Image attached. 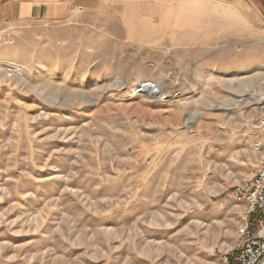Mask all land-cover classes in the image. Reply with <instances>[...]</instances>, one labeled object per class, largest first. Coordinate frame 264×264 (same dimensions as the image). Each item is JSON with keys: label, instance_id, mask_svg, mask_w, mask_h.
I'll use <instances>...</instances> for the list:
<instances>
[{"label": "rangeland", "instance_id": "rangeland-1", "mask_svg": "<svg viewBox=\"0 0 264 264\" xmlns=\"http://www.w3.org/2000/svg\"><path fill=\"white\" fill-rule=\"evenodd\" d=\"M74 11L0 25V264H222L264 101L216 105L263 87L264 23L222 0Z\"/></svg>", "mask_w": 264, "mask_h": 264}, {"label": "built area", "instance_id": "built-area-1", "mask_svg": "<svg viewBox=\"0 0 264 264\" xmlns=\"http://www.w3.org/2000/svg\"><path fill=\"white\" fill-rule=\"evenodd\" d=\"M254 155L256 171L251 178L235 185L231 198L244 202L238 242L221 255L222 264H264V116L247 133Z\"/></svg>", "mask_w": 264, "mask_h": 264}, {"label": "crops", "instance_id": "crops-1", "mask_svg": "<svg viewBox=\"0 0 264 264\" xmlns=\"http://www.w3.org/2000/svg\"><path fill=\"white\" fill-rule=\"evenodd\" d=\"M126 0H0V25L30 19L59 21L71 15L75 8L82 7L88 12L100 11L110 2ZM208 5L212 0H198ZM241 13L251 15L257 22L264 23V0H222Z\"/></svg>", "mask_w": 264, "mask_h": 264}, {"label": "bare ground", "instance_id": "bare-ground-1", "mask_svg": "<svg viewBox=\"0 0 264 264\" xmlns=\"http://www.w3.org/2000/svg\"><path fill=\"white\" fill-rule=\"evenodd\" d=\"M139 84L140 83H137L136 85L138 86ZM232 84L234 85L236 89L238 87H242L244 90H246L244 97L242 96L243 97L242 99L233 101L231 103L219 102V104L216 105L217 107L225 109V108H232V107L239 106V105L247 106L252 100L256 101L257 103H262V101H264V82H263V87L253 88L251 90L248 89V86L252 85L251 80H246V81H242L238 83L236 80L232 82ZM145 91L150 94L153 92L151 90V86L145 87Z\"/></svg>", "mask_w": 264, "mask_h": 264}]
</instances>
